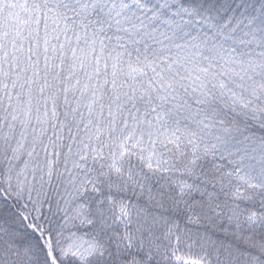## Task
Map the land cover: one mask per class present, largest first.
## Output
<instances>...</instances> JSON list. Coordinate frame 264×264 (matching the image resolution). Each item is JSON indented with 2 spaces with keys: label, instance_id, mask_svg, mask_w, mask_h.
Returning a JSON list of instances; mask_svg holds the SVG:
<instances>
[{
  "label": "snow or ice",
  "instance_id": "obj_1",
  "mask_svg": "<svg viewBox=\"0 0 264 264\" xmlns=\"http://www.w3.org/2000/svg\"><path fill=\"white\" fill-rule=\"evenodd\" d=\"M0 264H264V0H0Z\"/></svg>",
  "mask_w": 264,
  "mask_h": 264
}]
</instances>
